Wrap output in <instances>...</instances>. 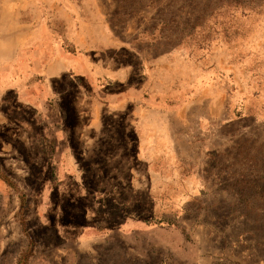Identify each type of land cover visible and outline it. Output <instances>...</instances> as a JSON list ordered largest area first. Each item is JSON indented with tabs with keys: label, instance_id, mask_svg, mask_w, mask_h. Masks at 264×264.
Instances as JSON below:
<instances>
[{
	"label": "rangeland",
	"instance_id": "obj_1",
	"mask_svg": "<svg viewBox=\"0 0 264 264\" xmlns=\"http://www.w3.org/2000/svg\"><path fill=\"white\" fill-rule=\"evenodd\" d=\"M0 264H264V0H0Z\"/></svg>",
	"mask_w": 264,
	"mask_h": 264
}]
</instances>
